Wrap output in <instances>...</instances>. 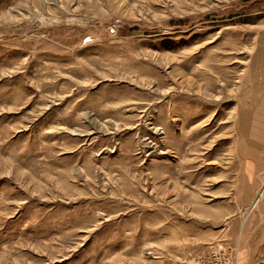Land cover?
I'll list each match as a JSON object with an SVG mask.
<instances>
[{
    "label": "rangeland",
    "instance_id": "rangeland-1",
    "mask_svg": "<svg viewBox=\"0 0 264 264\" xmlns=\"http://www.w3.org/2000/svg\"><path fill=\"white\" fill-rule=\"evenodd\" d=\"M0 264H264V0H0Z\"/></svg>",
    "mask_w": 264,
    "mask_h": 264
}]
</instances>
